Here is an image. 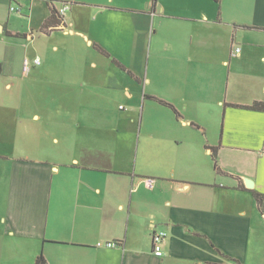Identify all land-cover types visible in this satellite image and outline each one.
I'll return each instance as SVG.
<instances>
[{"label":"crops","instance_id":"obj_1","mask_svg":"<svg viewBox=\"0 0 264 264\" xmlns=\"http://www.w3.org/2000/svg\"><path fill=\"white\" fill-rule=\"evenodd\" d=\"M62 1L71 7L50 35L82 40L110 67L50 61L49 71V56L10 44L20 32L0 14V95L44 81L63 94L0 99V264H37L40 255L48 264H264V202L255 196L264 194V0ZM92 87L124 91L142 125L147 108L164 114L148 118L160 133L144 136L142 171L134 134L121 131L108 102L83 98ZM155 231L167 233L161 257Z\"/></svg>","mask_w":264,"mask_h":264},{"label":"rangeland","instance_id":"obj_2","mask_svg":"<svg viewBox=\"0 0 264 264\" xmlns=\"http://www.w3.org/2000/svg\"><path fill=\"white\" fill-rule=\"evenodd\" d=\"M57 8H60L63 5L62 0H55L54 2ZM11 6L18 7V11H11ZM21 8V10H19ZM49 11V6L45 0H0V14L2 22H7L9 28L12 30H18L20 32V38L8 39L10 44H13L19 52L37 53L45 54L48 58L47 68L50 71V61L53 68L56 69H71L78 70L79 68H90L91 61L98 62V70H107L110 67V60H107L105 57L101 56L97 51L93 50L86 46L82 40L75 42V37L65 36L62 32H53L50 35V32H41L40 28L44 22V17ZM33 33V41L25 38L24 34ZM58 38V39H57ZM55 43H60L61 48L59 51L54 52L52 46ZM73 53L80 54L79 56H74ZM51 54H55L54 56ZM68 54V56H66ZM70 54V55H69ZM148 55L144 56L142 59V69H143V78L147 74L148 68ZM34 59V58H32ZM45 64V63H44ZM44 64L42 66H44ZM50 78V77H49ZM98 78V77H96ZM25 79V78H23ZM3 85V82L0 83ZM39 88L31 87L29 83L27 87L23 85V89L19 87H14L12 90H6L1 92V98L5 100H50L52 98L57 99L58 96L63 98V94L60 91L54 92L50 88L49 82H42ZM28 88V89H27ZM62 88V87H60ZM0 90H5L0 88ZM77 92V91H76ZM76 92H70L71 96H75ZM66 93V92H65ZM4 94V95H3ZM84 94L85 99L96 100V101H105L108 102L110 106V112L112 111L113 116H118L120 118L121 131L134 134L135 139V151L133 157V166H138L139 170H143V167L146 163V158L144 156L145 144L147 141L144 140L149 127H154L152 131L154 134H159V124L148 125V118H158L159 116H164L162 112L158 109L148 108L144 114V125H142V109L139 107L138 111L135 113L131 112V99L125 94L124 91L119 92H109L105 91L102 88L92 87L87 88ZM120 105L122 108H120ZM160 107V106H159ZM105 111V108H103ZM134 122H132V117ZM151 120V119H150ZM108 118L106 115H103V123L107 125ZM148 121V123H147ZM158 121V119H157ZM109 124V123H108ZM143 135V136H142Z\"/></svg>","mask_w":264,"mask_h":264},{"label":"trees","instance_id":"obj_3","mask_svg":"<svg viewBox=\"0 0 264 264\" xmlns=\"http://www.w3.org/2000/svg\"><path fill=\"white\" fill-rule=\"evenodd\" d=\"M49 3H50V9H51V14L50 16L45 20L42 28H41V31L42 32H49L50 30H54L56 28V26L58 24H60L61 20L63 19V17L59 14V11H58V8L55 7V3L53 0H49ZM97 46V45H96ZM97 48L103 52L104 54L110 56V54L104 50L103 48H101L100 46H97ZM116 61V60H115ZM119 65L120 63L118 61H116ZM122 66V65H120ZM149 98H152V99H155L157 100L158 102L162 103V104H165V105H168V106H172L170 103L162 100V99H159L157 97H154V96H149ZM252 108H262V105H260L259 103H255L253 106H251ZM209 148H212V153H211V156H212V159L214 161V167H215V170L216 172L218 173H221L222 170L218 164V159H217V147H211V146H208ZM255 196H256V199L258 200V203L260 204V206L263 204L264 202V194H260V193H255ZM37 264H48V262L46 261V259L43 257V255H40L37 259Z\"/></svg>","mask_w":264,"mask_h":264},{"label":"built area","instance_id":"obj_4","mask_svg":"<svg viewBox=\"0 0 264 264\" xmlns=\"http://www.w3.org/2000/svg\"><path fill=\"white\" fill-rule=\"evenodd\" d=\"M71 5L69 3H63V5L58 9L59 14L64 17L65 14L67 13V11L70 9ZM12 10H15V7L11 8ZM237 51H240V49H238ZM41 63V59L39 57L35 58V59H30V58H26L24 60V70L28 71L31 66L33 64H40ZM263 152H264V147H263ZM154 179L149 178L147 179V182L150 186H152ZM167 237V233L165 231H155L152 235V247H153V253L158 256L161 257L164 255V244H165V240ZM98 245H102V243H98ZM106 245L108 247H114L117 246V242L111 241L106 243Z\"/></svg>","mask_w":264,"mask_h":264},{"label":"water","instance_id":"obj_5","mask_svg":"<svg viewBox=\"0 0 264 264\" xmlns=\"http://www.w3.org/2000/svg\"><path fill=\"white\" fill-rule=\"evenodd\" d=\"M245 183L248 187H252L253 186V182L250 179H245Z\"/></svg>","mask_w":264,"mask_h":264}]
</instances>
